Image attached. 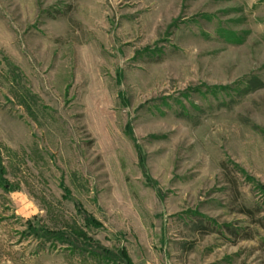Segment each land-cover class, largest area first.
<instances>
[{
	"label": "rangeland",
	"instance_id": "rangeland-1",
	"mask_svg": "<svg viewBox=\"0 0 264 264\" xmlns=\"http://www.w3.org/2000/svg\"><path fill=\"white\" fill-rule=\"evenodd\" d=\"M0 264H264V0H0Z\"/></svg>",
	"mask_w": 264,
	"mask_h": 264
},
{
	"label": "trees",
	"instance_id": "trees-1",
	"mask_svg": "<svg viewBox=\"0 0 264 264\" xmlns=\"http://www.w3.org/2000/svg\"><path fill=\"white\" fill-rule=\"evenodd\" d=\"M246 213L250 214L251 212H250V210H246Z\"/></svg>",
	"mask_w": 264,
	"mask_h": 264
}]
</instances>
